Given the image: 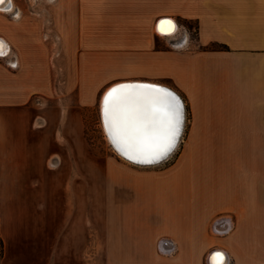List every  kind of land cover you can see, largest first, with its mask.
Here are the masks:
<instances>
[{
  "label": "crops",
  "instance_id": "1",
  "mask_svg": "<svg viewBox=\"0 0 264 264\" xmlns=\"http://www.w3.org/2000/svg\"><path fill=\"white\" fill-rule=\"evenodd\" d=\"M52 3L38 17L0 15L9 45L0 55V264H80L89 248L93 170L46 168L64 153L60 108L40 102L57 93L59 72L65 89L79 81L85 96L114 80L164 81L192 112L173 166L103 174V231L119 255L216 264L223 251L226 264H264V166L254 147L264 143V0ZM164 18L196 30L195 41L174 48L159 33Z\"/></svg>",
  "mask_w": 264,
  "mask_h": 264
},
{
  "label": "rangeland",
  "instance_id": "2",
  "mask_svg": "<svg viewBox=\"0 0 264 264\" xmlns=\"http://www.w3.org/2000/svg\"><path fill=\"white\" fill-rule=\"evenodd\" d=\"M14 3L17 9H21L25 13H35V17H38L39 13L44 10L52 9L54 7L52 0H14ZM0 15L4 16L6 13L0 12ZM193 26L194 25L191 27ZM191 37L192 40L195 41L196 33H193ZM163 45H165L164 42ZM173 45L174 48H182L180 43L173 42ZM60 76L61 74L59 72L56 81L57 93L53 96H45L46 100L40 101L44 102L48 107L49 105H56L60 108V127L56 132V143L64 150V153H61V155L56 154L47 159L46 168H88L93 170V225L88 226V228L91 229V231H89V235H91L89 236V248L86 255L82 257V262L80 264H137V258L138 260L140 258L142 262H144L148 259L147 256L134 257L133 255H119L116 246V237L112 238V234L110 235L109 240L105 237L102 222V195L105 190L102 186V180L105 178L103 174L106 173L107 169L122 170L125 168H139L143 170L159 171L173 166L188 145L186 137L192 120L190 107H186L187 124L183 136V142L175 154L160 166L155 168H143L137 165H132L117 156L102 128L99 109L101 94L109 85L121 80L110 81L99 88H95L94 95L85 96L81 94V84L79 81L75 82L74 85H68L65 89L64 81H61L59 78ZM159 82L162 83L164 81ZM60 87L62 89H60ZM64 127L71 129V135L75 136L70 142L65 140L63 134ZM254 147L255 163L256 159H258L259 161L257 162H259L261 166H264V143L255 144ZM77 178L80 180V177ZM69 193L72 194L73 192ZM88 216L91 217L90 212ZM162 250L165 251V248L163 247ZM64 258L68 259L69 257H63V259ZM63 264H68V262H63Z\"/></svg>",
  "mask_w": 264,
  "mask_h": 264
},
{
  "label": "snow or ice",
  "instance_id": "3",
  "mask_svg": "<svg viewBox=\"0 0 264 264\" xmlns=\"http://www.w3.org/2000/svg\"><path fill=\"white\" fill-rule=\"evenodd\" d=\"M5 0H0V5ZM174 30L171 21H161ZM105 125L113 143L122 142L128 158L152 162L164 158L174 147L180 124L177 97L165 89L147 86V90L118 92L113 89L104 100ZM131 153V154H129ZM219 255V254H217Z\"/></svg>",
  "mask_w": 264,
  "mask_h": 264
},
{
  "label": "bare ground",
  "instance_id": "4",
  "mask_svg": "<svg viewBox=\"0 0 264 264\" xmlns=\"http://www.w3.org/2000/svg\"><path fill=\"white\" fill-rule=\"evenodd\" d=\"M15 8L16 7H15L14 0H5V3L0 5V12L13 13ZM161 21H163V20H161ZM161 21L158 25L159 33L170 34V33H173L177 30L176 21L170 19L169 21H171L172 24L175 26L174 30L169 31L168 26L165 25L164 26L165 30L161 31ZM8 50H9V45H8L7 41L3 37L0 36V55L1 56L5 55L8 52ZM150 85L155 86L156 88L165 89L168 92L174 94L175 97H177L178 103L180 105V124H179V131H178V135H177L178 136V143H177L175 149L173 150V152L167 158L163 159L162 161H158L156 163H149V164L145 165L144 163H141L139 161V159H131L130 160L128 158V155L125 154L128 150L126 148H123L119 143H118V145L113 143V136L115 135V129H113L112 135H110L109 131L106 129L105 114H104V100H105V97H107L108 94L113 91V89H116L118 92L132 93V92H135L137 89L142 90V91L147 90V86H150ZM99 109H100V119H101L102 128H103L104 133L107 137V140L109 141V143L113 147L114 152L121 159H123L124 161H126L132 165H137V166L143 167V168H155L157 166H160L161 164L167 162L173 156V154H175V152L177 151V149L179 148V146L183 142V136H184V132L186 129V124H187L186 103H185L183 97L180 95V93L175 88L170 87L169 85H167L165 83H161V82H157V81H150V80H138V79L121 80V81L114 82L111 85H109L104 90V92L101 94L100 102H99ZM129 154H131V153H129ZM218 254L219 255H217L216 257H214V256L212 257L214 262L216 264H226V260H227L226 254L223 251H219ZM214 255H216V254H214Z\"/></svg>",
  "mask_w": 264,
  "mask_h": 264
},
{
  "label": "built area",
  "instance_id": "5",
  "mask_svg": "<svg viewBox=\"0 0 264 264\" xmlns=\"http://www.w3.org/2000/svg\"><path fill=\"white\" fill-rule=\"evenodd\" d=\"M162 20L164 21L166 19H162ZM193 33L197 34V31L196 30H190L186 26H183V27L177 26V30L175 32L170 33V34H164V35L169 36V37L170 36L173 37L175 42L180 43V46H183L185 40L187 38H189L190 36H192Z\"/></svg>",
  "mask_w": 264,
  "mask_h": 264
},
{
  "label": "water",
  "instance_id": "6",
  "mask_svg": "<svg viewBox=\"0 0 264 264\" xmlns=\"http://www.w3.org/2000/svg\"><path fill=\"white\" fill-rule=\"evenodd\" d=\"M177 143H178V136L176 137L174 147L172 148V150H171V151H170V152H169L164 158H162V159H156V160H153L152 162H141V163H144V164L146 165V164H149V163H156V162H158V161H162L163 159L167 158V157L173 152V150L175 149ZM119 144H120L123 148H125V146H124V144H123L122 142H119Z\"/></svg>",
  "mask_w": 264,
  "mask_h": 264
}]
</instances>
